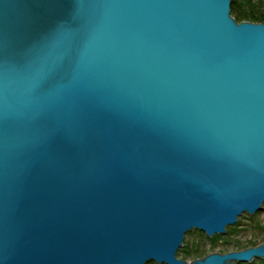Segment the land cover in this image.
<instances>
[{
	"label": "water",
	"instance_id": "obj_1",
	"mask_svg": "<svg viewBox=\"0 0 264 264\" xmlns=\"http://www.w3.org/2000/svg\"><path fill=\"white\" fill-rule=\"evenodd\" d=\"M231 0H0V264L176 257L264 203V23Z\"/></svg>",
	"mask_w": 264,
	"mask_h": 264
},
{
	"label": "rangeland",
	"instance_id": "obj_2",
	"mask_svg": "<svg viewBox=\"0 0 264 264\" xmlns=\"http://www.w3.org/2000/svg\"><path fill=\"white\" fill-rule=\"evenodd\" d=\"M184 237L185 240L181 249L184 250L183 253L187 250L189 252L184 255L178 250L176 257L187 261V263L197 258H202L209 253L240 251V249L262 244L264 242V203L262 204L261 210L256 213L250 215L243 213L240 215L235 225H229L227 227L225 234L209 237L198 230L192 229L185 233ZM146 264H154V261L153 263L148 262Z\"/></svg>",
	"mask_w": 264,
	"mask_h": 264
},
{
	"label": "trees",
	"instance_id": "obj_3",
	"mask_svg": "<svg viewBox=\"0 0 264 264\" xmlns=\"http://www.w3.org/2000/svg\"><path fill=\"white\" fill-rule=\"evenodd\" d=\"M231 14L234 15L237 22L247 20L250 22L264 23V0H231ZM237 223V222H236ZM181 249V248H180ZM182 253L184 252L181 249ZM189 251L183 253L186 255ZM150 263V262H149ZM153 263V262H152ZM154 264H156L154 262ZM243 264H264L263 260H253L251 263Z\"/></svg>",
	"mask_w": 264,
	"mask_h": 264
}]
</instances>
